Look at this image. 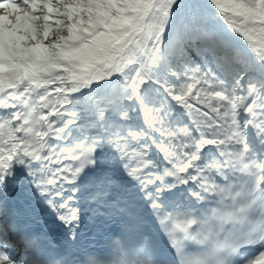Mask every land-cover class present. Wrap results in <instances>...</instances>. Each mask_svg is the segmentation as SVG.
Returning <instances> with one entry per match:
<instances>
[{"label": "snow or ice", "instance_id": "6c2138e0", "mask_svg": "<svg viewBox=\"0 0 264 264\" xmlns=\"http://www.w3.org/2000/svg\"><path fill=\"white\" fill-rule=\"evenodd\" d=\"M0 264H264V0H0Z\"/></svg>", "mask_w": 264, "mask_h": 264}]
</instances>
